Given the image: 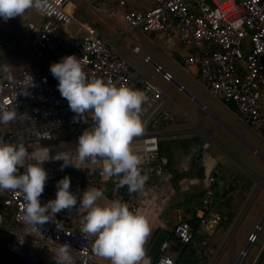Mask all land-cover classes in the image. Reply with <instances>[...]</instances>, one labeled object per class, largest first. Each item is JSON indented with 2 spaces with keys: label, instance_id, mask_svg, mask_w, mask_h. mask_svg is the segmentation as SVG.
Instances as JSON below:
<instances>
[{
  "label": "built area",
  "instance_id": "1",
  "mask_svg": "<svg viewBox=\"0 0 264 264\" xmlns=\"http://www.w3.org/2000/svg\"><path fill=\"white\" fill-rule=\"evenodd\" d=\"M128 1L118 0L119 7L127 8ZM153 1L154 5L148 9L127 10L124 19L128 26L148 35L161 33L169 39L180 40L188 49L184 64L196 68L205 88L225 104L234 105L243 121L264 136V0ZM69 2L39 0L38 6H33L42 17L40 23H26V30L33 39L35 67L9 72L0 78V110L17 113L13 120L0 122V137L10 142H23L26 146H47L53 155L55 152L67 155L71 164L66 167L78 174L71 176L72 183L78 184L82 178L97 187L119 181L118 176L104 172L103 157H97L95 163L89 158L80 160L77 146H63L73 138H79L84 129H90L95 123L91 110L79 115L69 107L57 87L58 79L50 71L53 61L65 54H76L81 57L89 77L110 79L117 85H129L145 93L147 99L140 111L144 130L133 137L131 144L143 158L142 174L151 180L162 178L170 160L161 153L158 132L175 122V117L164 108L166 92L120 57L95 27H82L81 41L73 50H64L63 33L75 22ZM95 9L107 12L101 7ZM18 18L19 14L7 20L0 18V51L8 46L2 27L10 26ZM248 36L252 41L250 52L245 50ZM133 53L142 55L145 62H152L137 46L133 47ZM154 68L170 86L185 90L161 65L155 64ZM209 145L207 142L204 147ZM62 163V160L44 162L48 179L41 203L56 195ZM208 180L209 186L196 206L201 215V230L205 233L215 231L223 220L212 193L216 176L211 174ZM0 197L18 226L6 247L23 264H39L50 247L57 248L61 243L71 245V264H101L92 256L94 236L83 232L82 224L73 225L67 209L42 225L33 224L20 215L26 205L20 191L0 189ZM126 202L136 210L135 195L129 194ZM173 238L184 245L192 242L193 232L188 219H182L174 226L172 235L151 264H182L171 256L176 252ZM257 238L258 232L250 235V242H256Z\"/></svg>",
  "mask_w": 264,
  "mask_h": 264
},
{
  "label": "crops",
  "instance_id": "2",
  "mask_svg": "<svg viewBox=\"0 0 264 264\" xmlns=\"http://www.w3.org/2000/svg\"><path fill=\"white\" fill-rule=\"evenodd\" d=\"M69 1V6L71 5L69 9L75 22L63 33L64 41H71L70 38L81 39L84 35L82 27L92 26L108 41L109 45L112 39L118 35L115 26H112L113 24L110 22L111 19L119 17L123 22H126L124 15L127 10H145L154 5L153 0H129L127 8L124 9L119 7L118 0ZM95 7L106 9L107 12L97 11ZM32 14L34 18H32ZM29 21L38 23L42 21V17L34 7L26 9L10 26L2 27L3 34L8 39V46L5 50L0 51V78L9 72H15L10 71L8 66H13L17 63H23L24 67L16 71L35 67L33 39L26 30V23ZM126 25H128L127 22ZM21 35L28 38L25 39ZM161 35L172 43L182 44L180 40H172L165 37L164 34ZM16 36L18 39L14 40ZM184 50L188 54V49L185 46ZM118 55L125 59L120 53ZM4 67L8 68L7 72L3 70ZM191 70L195 71L198 76L196 68H191ZM175 80L177 83L182 84L176 78ZM182 85L185 88L184 91H180L177 86H170V88L176 87L180 93L188 96L193 104L196 105L197 114L178 106H168L165 99L164 108L175 117V122L161 129L158 135L164 148V153L170 157V163L162 178L157 180L146 178L143 187L135 190L136 210L146 217L150 230L154 226H160L162 223L157 213H155L154 202L157 199L155 194L159 195L161 191L157 190L155 193L153 188L155 185H164L172 194L166 200L161 198L156 202L162 207L167 204L172 206L169 209H165L164 214L165 216H170L173 226L182 219L193 221L196 214V206L209 186L208 178L211 174H214L216 182L212 187V192L213 190L217 191V195H214L217 210L221 212L222 216L224 214L225 218L230 215L236 226L245 225L243 233L256 232L257 226L262 220L260 227L262 234L260 235L258 232L256 242L261 239L264 254V152L254 144L253 140L231 128L206 102L200 100L184 84ZM165 92L167 96V91ZM262 104L264 110V96ZM224 107L228 111L238 112L234 105L224 103ZM222 128L228 130L227 138L219 134ZM257 132L264 139V136L259 131ZM207 142L210 145L205 148L204 145ZM214 142L220 147V149L218 148L219 154L210 152V149L215 146ZM211 164L214 168L206 176L205 170ZM113 185H115V182L112 181L97 186V188L103 190L102 201L120 199L126 202L127 197L122 195L117 188H113ZM87 187L92 188L95 186L89 185L82 178L78 184H71V190L76 192L78 197L82 195ZM196 199H199V201L196 202ZM67 210L73 225L82 224V218L86 214L85 209L78 208L77 205ZM11 216V212L4 208L0 197V247L4 246V250L10 255L9 259L7 258L6 260L0 254V264H23L6 247L13 232L18 229ZM198 232H201V230ZM151 242L152 238L149 232L146 238V252ZM55 249V247H50L43 254L39 264H57ZM187 254L193 253L188 251ZM173 255L181 263L193 260L183 259L176 252ZM92 256L101 264H111L109 258L98 255L94 250L92 251Z\"/></svg>",
  "mask_w": 264,
  "mask_h": 264
},
{
  "label": "clouds",
  "instance_id": "3",
  "mask_svg": "<svg viewBox=\"0 0 264 264\" xmlns=\"http://www.w3.org/2000/svg\"><path fill=\"white\" fill-rule=\"evenodd\" d=\"M38 3L39 0H0V18L22 15ZM3 70L7 72L8 68ZM50 71L59 81L60 94L75 113L82 115L89 110L93 113V127L84 129L78 138V158L103 157L106 174L118 176L119 183L128 185L130 191L142 188L146 180L140 167L143 158L134 151L131 141L144 130L140 111L147 99L145 93L129 85H117L110 79L89 77L76 54H65L53 61ZM16 115L14 110H0V122L13 120ZM68 159L65 154L53 155L47 146H26L0 137V189L23 194L26 205L20 215L33 224L42 225L61 210L78 205L86 210L81 230L95 237L92 243L95 253L109 258L111 264H151L144 246L150 232L149 222L127 202L102 201L103 190L97 187H87L78 197L71 190V176L66 174L56 182L55 197L41 203L48 179L44 162L62 160L63 169L71 164ZM54 252L57 264H71L69 243H61Z\"/></svg>",
  "mask_w": 264,
  "mask_h": 264
},
{
  "label": "rangeland",
  "instance_id": "4",
  "mask_svg": "<svg viewBox=\"0 0 264 264\" xmlns=\"http://www.w3.org/2000/svg\"><path fill=\"white\" fill-rule=\"evenodd\" d=\"M32 18H34L33 14ZM113 19H111L110 22L113 24L112 26H115L118 35L112 39L110 46L120 53L142 76L159 85L163 91H167L166 105L178 106L197 114L196 105L193 104L188 96L180 93L176 87L170 88V84L163 79L160 73L155 71V64L161 65L164 70L172 73L177 81L184 84L187 89L196 94L200 100L206 102L231 128L253 140L254 144L264 152V139L259 136L255 128L245 124L240 118L238 112L226 110L224 103L219 98L210 94L202 85L196 72L184 64V58L187 53L182 44L172 43L165 39L161 34L156 33L148 35L143 33L140 29H131L126 25V22H123L119 17ZM20 33L22 32L20 31ZM21 36L25 39L28 38L24 35ZM15 39H18L17 36L14 40ZM134 46L139 47L143 54L148 55L151 58L152 62H145L142 55L134 54ZM23 67V63L8 66L10 71H16ZM4 129L6 128L3 127V130ZM227 131L226 128H222L219 131V134L227 138ZM69 144L77 145L78 138H73L69 143H64L63 146H68ZM218 148L220 149L219 145L215 143V146L210 149V152L219 154ZM70 151L73 152L74 149H71ZM89 161L95 163L97 157L95 159L89 157ZM213 168L212 164L208 166L205 170V175H209V172ZM75 175L78 174L75 173ZM213 192L214 195H217V191L213 190ZM196 200V202L199 201V199ZM155 213L158 215L159 211L155 209ZM225 217L226 216L223 214L222 223L215 231L205 233L200 229L201 232L196 233L193 237V245L195 246L196 254L182 255V250L177 249L174 245L173 247L176 250V253L180 254L183 259L197 260L198 257L201 260V264H233L234 259L239 258L240 256L242 258L240 264H264L263 243L261 242V239L254 244L250 242V235L256 232L252 231L250 233H243L245 225L238 227L236 226V223L233 222L230 215L227 216V218ZM258 232L260 235L262 234L261 230ZM246 248V254L241 255ZM189 249H192V247L190 246ZM211 249L213 250V253L210 252ZM3 253L6 260L7 258L9 259L10 255L7 254L6 251H3ZM171 256L175 258L173 254H171Z\"/></svg>",
  "mask_w": 264,
  "mask_h": 264
},
{
  "label": "water",
  "instance_id": "5",
  "mask_svg": "<svg viewBox=\"0 0 264 264\" xmlns=\"http://www.w3.org/2000/svg\"><path fill=\"white\" fill-rule=\"evenodd\" d=\"M70 39L72 42L65 40L64 43L62 44V48L64 50H73L75 48V46L81 41L80 39H76V38H70ZM65 42H67V43H65ZM251 48H252V41H251V37L248 36L246 38V47H245L246 52H250ZM157 190H160L161 194H159V195L155 194L157 199L156 200L154 199L155 200L154 206H155V209H157V211H159L158 216H159V220L161 221L162 224L158 227H155V226L152 227V229H151L152 232L150 230L152 242H151V245L148 248L146 253L150 256V259L152 261L156 260V258L158 257V255L161 251V247H162L163 243L169 239V237L171 235L170 231L174 228L173 222L170 219V216H165V214H164V210L167 208L169 209L172 206L170 204L169 205L167 204L166 206L162 207L160 204H158L156 202L158 199H161V198L166 200L167 197L169 195H171L172 193H171V191L169 192V190H167L166 186H164V185L163 186L162 185H155V187L153 188V192L156 193ZM261 225H262V220L258 224L256 232H258L260 230ZM246 251H247V248L244 250V252L241 255H245ZM240 258H241V256L238 259H240ZM241 260H242V258H241ZM193 263H194L193 260H188V261L183 262L182 264H193Z\"/></svg>",
  "mask_w": 264,
  "mask_h": 264
},
{
  "label": "trees",
  "instance_id": "6",
  "mask_svg": "<svg viewBox=\"0 0 264 264\" xmlns=\"http://www.w3.org/2000/svg\"><path fill=\"white\" fill-rule=\"evenodd\" d=\"M160 150H161V153L162 154H164L168 158H170L166 153H164V148H163V146H162L161 143H160ZM66 174H69L70 176H73V175H75V172L72 169H69L67 167H64L62 169L61 176L63 177ZM113 188H117L122 193V195H124L125 197H128L129 194L135 195V191H130L128 185H126V184L125 185H121L119 183V181H116L115 182V185H113ZM200 219H201V215L196 211V214H195V216L193 218V221L188 220L189 223H190V225H191V228H192L193 237L201 229ZM172 240L175 241L176 248L182 250V255L187 254L188 251H192L193 254H196L195 246L193 245V240L188 245H184L181 242H179L178 240H175L174 238ZM190 246L192 247V249H189ZM3 251H5L4 250V246H1L0 247V254L2 255V257H5ZM194 261L196 263H200L201 264V262H200L201 260L198 257H197V260H194Z\"/></svg>",
  "mask_w": 264,
  "mask_h": 264
},
{
  "label": "bare ground",
  "instance_id": "7",
  "mask_svg": "<svg viewBox=\"0 0 264 264\" xmlns=\"http://www.w3.org/2000/svg\"><path fill=\"white\" fill-rule=\"evenodd\" d=\"M240 263H241V258L240 259L236 258V260L233 261V264H240Z\"/></svg>",
  "mask_w": 264,
  "mask_h": 264
},
{
  "label": "flooded vegetation",
  "instance_id": "8",
  "mask_svg": "<svg viewBox=\"0 0 264 264\" xmlns=\"http://www.w3.org/2000/svg\"><path fill=\"white\" fill-rule=\"evenodd\" d=\"M234 260H236V258Z\"/></svg>",
  "mask_w": 264,
  "mask_h": 264
}]
</instances>
